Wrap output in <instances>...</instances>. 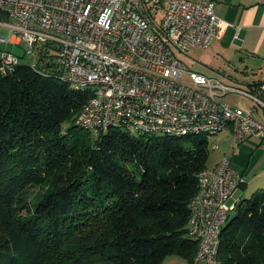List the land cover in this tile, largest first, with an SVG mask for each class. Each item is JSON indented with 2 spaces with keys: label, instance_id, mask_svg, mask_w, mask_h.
Returning a JSON list of instances; mask_svg holds the SVG:
<instances>
[{
  "label": "trees",
  "instance_id": "obj_1",
  "mask_svg": "<svg viewBox=\"0 0 264 264\" xmlns=\"http://www.w3.org/2000/svg\"><path fill=\"white\" fill-rule=\"evenodd\" d=\"M20 57L0 74V264L194 261L190 203L208 135L113 127L93 140L76 124L91 91ZM34 186L42 193L31 196ZM218 263L264 264V188L241 199L224 225Z\"/></svg>",
  "mask_w": 264,
  "mask_h": 264
},
{
  "label": "built area",
  "instance_id": "obj_2",
  "mask_svg": "<svg viewBox=\"0 0 264 264\" xmlns=\"http://www.w3.org/2000/svg\"><path fill=\"white\" fill-rule=\"evenodd\" d=\"M215 5V0H0V74L20 63V55L8 49L9 43L19 44L32 68L91 91L76 124L93 139L113 127L175 136L232 129L237 149L250 137L264 139V86L225 84L179 57L194 46L211 45L220 23ZM229 92L251 98L254 106L222 101ZM197 179L188 224L199 241L193 264H219L220 235L235 209L229 200L244 177L224 154Z\"/></svg>",
  "mask_w": 264,
  "mask_h": 264
},
{
  "label": "crops",
  "instance_id": "obj_3",
  "mask_svg": "<svg viewBox=\"0 0 264 264\" xmlns=\"http://www.w3.org/2000/svg\"><path fill=\"white\" fill-rule=\"evenodd\" d=\"M215 2V13L220 23L213 42L207 49L194 46L189 54L179 53V57L192 70L217 78L225 84L248 88L251 84L261 82L264 86V0H215ZM227 94H222L220 99L244 109H251L254 106L253 100L249 97L251 101L248 104L240 105L237 100L226 99ZM233 142L231 151L224 150L220 158L211 165L207 164V167L216 166L224 154H230L233 166L242 173L244 182L229 200V203L235 204L234 213L239 201L248 198V192L255 189L254 181H261L256 185L258 189L264 188V139L250 137L237 149L234 148L235 150ZM258 161L261 162L260 169L254 167ZM249 171L253 173L252 177ZM175 255L177 254L167 256L163 264H178L180 260ZM202 263L207 264L205 261L198 264ZM181 264H193V261L187 259Z\"/></svg>",
  "mask_w": 264,
  "mask_h": 264
},
{
  "label": "rangeland",
  "instance_id": "obj_4",
  "mask_svg": "<svg viewBox=\"0 0 264 264\" xmlns=\"http://www.w3.org/2000/svg\"><path fill=\"white\" fill-rule=\"evenodd\" d=\"M1 34L3 36L8 37L10 35V31H9L8 28L3 27L1 29ZM8 49H11L13 52H15V53H17L19 55L24 54V48L22 46H20L19 44H11V43H9L8 44ZM250 80H251V78H250ZM226 96H227L226 99H229V100L230 99H234L233 101L237 100V102H239L240 105H246V104H248L251 101L247 96L237 95L236 93H228ZM262 114H263V110L260 109V112L257 113V115H259L261 117ZM64 127H67V126L65 125ZM81 128H83V127H81ZM231 134H232V129H225V130H223V131H221V132H219L217 134L208 135V137H209V144H208V147H209V159H208V162H207L208 165L213 164L218 158H220V156H221V154L223 153L224 150L231 151V148H232L231 144L233 142ZM97 139H99V138H97ZM97 139H93V140H97ZM215 143H219V146H218L219 148H214V144ZM233 149H234V146H233ZM255 166L257 167V169H260L261 162L259 163V161H258L254 165V167ZM249 175L252 177L253 173H250V171H249ZM260 182L261 181H259V182H255L254 181L253 186H255V189L253 191L250 190V192H248L247 197H250L254 193V191H256L258 189V186H256V185H258L257 183H260ZM42 190L43 189L40 186H34V187H32L30 189L29 194H31V196H37V195L42 193ZM175 256H177L176 258L178 260H180L178 264H181V262H183V261L186 262V260H187L186 258H184L182 256H179V255H175ZM193 263H194V261H193ZM202 264H205V263H202Z\"/></svg>",
  "mask_w": 264,
  "mask_h": 264
}]
</instances>
